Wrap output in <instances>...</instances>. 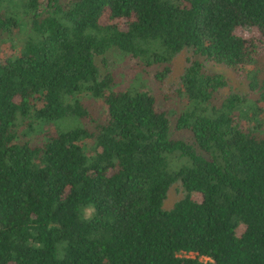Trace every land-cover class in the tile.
<instances>
[{
	"label": "trees",
	"instance_id": "1",
	"mask_svg": "<svg viewBox=\"0 0 264 264\" xmlns=\"http://www.w3.org/2000/svg\"><path fill=\"white\" fill-rule=\"evenodd\" d=\"M0 264H264V0H0Z\"/></svg>",
	"mask_w": 264,
	"mask_h": 264
},
{
	"label": "rangeland",
	"instance_id": "2",
	"mask_svg": "<svg viewBox=\"0 0 264 264\" xmlns=\"http://www.w3.org/2000/svg\"><path fill=\"white\" fill-rule=\"evenodd\" d=\"M235 33L250 41L259 42L260 40H262V36L260 35L256 27H237L235 29ZM116 53V51H113L108 52L105 56H99L96 59V63L100 67L102 72L110 69L112 70V72H114L118 88L122 89L126 87H132L145 90L154 95L158 100H161L163 106H168L171 104L175 105V102H177V100H175L176 97L172 95L174 94L175 88L178 87L179 76L183 71L185 60L188 56H190L188 52L182 51L174 59L173 71L164 80L163 83H154L152 76L150 78L147 75L140 73L137 60L132 58L125 59ZM207 68L211 72H220L227 77L229 87L225 89V93H228L230 90L239 92L246 91V83L243 79H240L237 76V74L240 75L241 73L237 72V74H234L231 70L224 66L213 65L210 63L207 64ZM90 102L91 106L95 107L96 113L98 115H100L101 117L105 116V108L101 101L92 100ZM182 195L183 192L178 186L171 187L163 204L164 209H170L174 202L181 198ZM192 198L200 201L202 195L198 192H193ZM242 229L243 226L239 228L237 234H239ZM200 259L206 260L204 258Z\"/></svg>",
	"mask_w": 264,
	"mask_h": 264
},
{
	"label": "built area",
	"instance_id": "3",
	"mask_svg": "<svg viewBox=\"0 0 264 264\" xmlns=\"http://www.w3.org/2000/svg\"><path fill=\"white\" fill-rule=\"evenodd\" d=\"M187 255H190V256H195V254H193V253H189V254H187ZM203 258V257H202ZM205 259V258H204Z\"/></svg>",
	"mask_w": 264,
	"mask_h": 264
}]
</instances>
